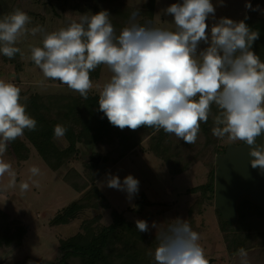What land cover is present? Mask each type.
<instances>
[{
    "label": "clouds",
    "instance_id": "9594fccd",
    "mask_svg": "<svg viewBox=\"0 0 264 264\" xmlns=\"http://www.w3.org/2000/svg\"><path fill=\"white\" fill-rule=\"evenodd\" d=\"M218 2L223 6L222 0ZM245 8L256 10L247 0ZM163 11L172 18L174 30L151 26L150 21L139 23L137 9L117 34L107 9L82 13L78 21L44 34L41 46L30 47L28 59L44 80L57 81L85 99L93 88L90 73L106 66L111 76L102 87L97 85V110L120 130L162 129L191 145L215 105L212 135L243 141L251 167L264 172V62L253 51L260 32L245 23L247 16L239 21L215 19L212 0H180ZM210 17L215 19L211 26ZM30 23L20 9L0 17V54L10 60L18 53L23 56L16 46L19 38L43 32L40 26L28 28ZM26 108L21 88L0 79V177L8 175L6 188L17 185V173L3 158L8 145L37 127ZM66 131L57 124L54 137L61 139ZM258 137L262 142H257ZM29 171L40 174L36 166ZM105 183L125 192L128 199L139 191V180L131 174L123 179L108 174ZM19 188L25 192L29 183L22 181ZM134 223L140 233L155 229L157 245L149 253L154 264H209L198 243L199 233L185 219H172L159 231L156 222L136 219ZM237 255L240 264H248L246 249H238Z\"/></svg>",
    "mask_w": 264,
    "mask_h": 264
},
{
    "label": "rangeland",
    "instance_id": "374dc122",
    "mask_svg": "<svg viewBox=\"0 0 264 264\" xmlns=\"http://www.w3.org/2000/svg\"><path fill=\"white\" fill-rule=\"evenodd\" d=\"M120 1L132 8H140L148 0ZM177 2L180 0H153L152 26L174 30L172 18L164 15L163 9ZM212 2L216 5L215 19L228 17L239 21L245 13L264 18V0H247L255 11L245 8L246 0H222L223 6H220L218 0ZM92 8L93 2L89 0H0V17L20 9L31 18L28 28L40 26L43 29V32L35 36L28 34L19 38L16 46L21 49L23 56L18 53L10 60L0 54V79L17 85L21 93L75 95V91L57 81L44 80L40 70L28 59L29 49L33 45L41 46L44 34L57 31L71 21H78L82 13L91 15ZM215 19L209 18V26ZM128 22L129 19L125 27ZM258 56L264 62V52ZM110 76L107 67L101 65L98 76L91 77L93 88L89 92L98 95L100 88L97 85L102 87ZM42 80L43 86L40 84ZM128 131L127 128L120 130L124 135ZM135 132L132 136L136 146L130 147L126 154L113 162L108 164L109 158L105 165L101 164L99 167H103V170L97 177L92 175L88 161L97 163L101 155L112 154L114 145L119 141L117 138L109 144L104 141L92 144L76 142L75 150L55 168L42 159L25 137L12 141L3 158L12 164L17 173V185L15 188H6L8 175L0 177V211L4 214L9 230L13 232L20 227L22 233L18 241L0 243V264H41L57 256L58 247L64 243H98L101 230L112 224L114 212L119 223L106 234L101 247L107 258H121L122 264H154L149 253L157 245L155 229L140 233L134 221L144 219L150 224L156 222L159 231L172 223V219L179 217L199 233L198 243L209 264H231L221 232L217 228L213 203H199L198 192L188 190L205 182L206 167L202 161L211 157L209 150L204 147L198 151L202 161L193 162L188 169L174 175L178 165H187L191 155L196 154L199 143L188 145L177 140L179 144L171 147L173 151L167 150L164 156L146 153L147 158L138 143L142 139L138 141L136 138L140 136L136 137ZM51 139L56 150H64L68 146L64 137L57 139L53 136ZM216 142L226 146L228 143L242 141H232L225 137L217 138ZM175 147L186 157L179 159L181 155ZM32 166L40 169L39 175L31 174L29 169ZM108 174L121 179L131 174L139 180L138 193L128 199L125 192L107 187L105 181ZM22 181L29 183V189L25 192L19 188ZM252 254L253 250H250L248 264H264V261L255 262ZM64 260L68 264H82L83 261L79 256L72 255L66 256Z\"/></svg>",
    "mask_w": 264,
    "mask_h": 264
},
{
    "label": "trees",
    "instance_id": "16d2710c",
    "mask_svg": "<svg viewBox=\"0 0 264 264\" xmlns=\"http://www.w3.org/2000/svg\"><path fill=\"white\" fill-rule=\"evenodd\" d=\"M93 2L92 13H96L102 9H107L111 15L110 19L117 34L120 29L125 27L130 14L139 9L140 15L137 20L144 24L146 21L151 22L153 0H148L143 7L132 8L130 5L120 0H89ZM245 16L247 19L245 20ZM240 20H245L253 30L260 32V38L255 41L253 51L258 55L264 52V18H259L251 13H245ZM68 25V24H67ZM64 25L63 27H66ZM100 66L90 73V78L98 76ZM28 97L27 101L23 98ZM98 95L88 92L87 99L80 96L78 92L62 93V94H26L21 93V103H26L28 114L37 121V127L34 131L25 130L23 137L30 142L32 147L38 152L42 159L51 167L55 168L65 157L75 150V143L82 142L84 144H92L97 141L112 143L115 138L119 141L114 145L112 154L101 155L99 162L88 161L92 175L97 177L107 160L108 164L115 159L127 153L129 144L126 135L120 132V129L112 126L102 112L97 110ZM217 108L212 105V114L209 116L207 124H201L198 134L196 154L191 155L187 165H181L175 168L176 172L184 170L193 162L201 160L198 151L204 147L209 150L210 158L202 163L206 167V180L203 184L189 188L198 192L197 198L200 202L212 203L213 198V173L215 168L214 155L224 151L225 144L216 142L211 132L213 127V116L217 114ZM63 125L67 131L64 138L68 146L64 150H56L52 144L53 128L55 125ZM148 142L154 140L158 148L165 149L160 143L157 133L147 138ZM204 149V150H205ZM196 157V158H193ZM101 161V162H100ZM100 168V169H98ZM216 214L217 228L221 232L222 241L227 255L231 258V264H239L237 250L244 248L247 252L253 250L252 259L255 262L264 261V207L252 201L248 196L239 197L234 205L235 219L230 221L221 217L219 211L213 209ZM117 214L113 213L112 224L101 230V239L98 243L94 242H68L58 247V254L53 259L42 261L41 264H68L64 260L66 256H79L82 264H122L121 258H107L102 253V242L106 238V234L114 230L118 222ZM4 214L0 211V243H8L18 241L20 239L22 228L15 229L13 232L7 227ZM249 263V262H248Z\"/></svg>",
    "mask_w": 264,
    "mask_h": 264
},
{
    "label": "water",
    "instance_id": "95a60500",
    "mask_svg": "<svg viewBox=\"0 0 264 264\" xmlns=\"http://www.w3.org/2000/svg\"><path fill=\"white\" fill-rule=\"evenodd\" d=\"M257 142L262 138L258 137ZM250 159L244 142L228 143L223 153L215 155L212 203L224 219H235L234 205L243 195L264 207V172L252 168Z\"/></svg>",
    "mask_w": 264,
    "mask_h": 264
},
{
    "label": "crops",
    "instance_id": "0c3cea01",
    "mask_svg": "<svg viewBox=\"0 0 264 264\" xmlns=\"http://www.w3.org/2000/svg\"><path fill=\"white\" fill-rule=\"evenodd\" d=\"M127 130H129V129H127ZM162 130V129H161ZM161 130L160 131H156L155 129H153V128H147V127H141V128H139V129H137V130H135L136 132H135V136L136 137H139V138H136L138 141L140 140V139H142V140H140L138 143L139 144H141L140 146H142V149L144 150V153H145V155H146V153L147 154H150V152L151 153H153L155 156L157 155V154H160V155H163V153H165L167 150H169V151H173V148H171V147H174V146H176V144H179V141H177L178 139L175 137V135L174 134H166V133H163V134H161ZM154 133H157V137H159L160 138V142L158 143L159 145H160V143L161 144H163L164 145V148L165 149H163V150H161L160 148H158V146L155 144L156 142L154 141V140H152V142H148V140H147V138L150 136V135H153ZM132 134L134 135V131L133 130H129L128 132H126V138H127V141H128V144H129V147H133V146H136L135 144V139H133V137L134 136H132ZM130 138H132L133 139V141H131V139ZM136 140V141H137ZM172 140L174 141V142H172ZM176 142V143H175ZM137 143V144H138ZM176 148V152L177 153H179L181 156H179V159H181L182 160V156H184V157H186V155H184V154H181L182 153V151L181 150H179L177 147H175ZM187 151V150H186ZM188 152V151H187ZM189 153V152H188ZM173 154H174V156H176V154L173 152ZM147 156V155H146ZM164 156V155H163ZM147 158H148V156H147ZM157 158H159V157H157ZM162 158H166V157H162ZM161 160V159H160ZM159 161V160H158ZM186 161V160H185ZM179 166H181V165H178V167H176V168H179ZM190 166L188 165L185 169H188ZM184 169V170H185ZM179 172H181V171H179ZM179 172H176L174 175H177Z\"/></svg>",
    "mask_w": 264,
    "mask_h": 264
},
{
    "label": "flooded vegetation",
    "instance_id": "af4514ba",
    "mask_svg": "<svg viewBox=\"0 0 264 264\" xmlns=\"http://www.w3.org/2000/svg\"><path fill=\"white\" fill-rule=\"evenodd\" d=\"M242 142H243V141H242ZM242 142L236 143V144H234V145L240 144V143H242ZM221 153H223V152H221Z\"/></svg>",
    "mask_w": 264,
    "mask_h": 264
}]
</instances>
